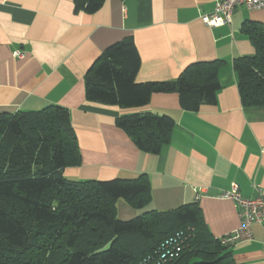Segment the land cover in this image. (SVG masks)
I'll return each mask as SVG.
<instances>
[{"label": "crops", "instance_id": "crops-1", "mask_svg": "<svg viewBox=\"0 0 264 264\" xmlns=\"http://www.w3.org/2000/svg\"><path fill=\"white\" fill-rule=\"evenodd\" d=\"M217 0H106L95 14L74 0H0V113L60 106L70 113L82 163L63 170L77 181L130 180L145 175L152 198L137 210L117 201V217L128 221L147 211L172 212L196 203L204 225L220 238L240 227V208L221 198L232 184L245 198L264 191V106L244 107L234 62L254 56L243 31L264 25V9L237 7L229 25L202 20ZM132 37L141 58L138 83L169 82L197 62L218 61L217 103L197 112L182 108L179 94L155 93L140 108L92 102L86 76L110 45ZM21 50L24 58H16ZM174 119L171 140L158 154L141 151L116 120L133 113ZM264 225L253 240L228 246L237 264H264Z\"/></svg>", "mask_w": 264, "mask_h": 264}, {"label": "trees", "instance_id": "trees-1", "mask_svg": "<svg viewBox=\"0 0 264 264\" xmlns=\"http://www.w3.org/2000/svg\"><path fill=\"white\" fill-rule=\"evenodd\" d=\"M106 0H74L97 13ZM256 48L234 70L244 107L264 106V25L246 22ZM141 58L132 37L107 47L89 69L92 102L124 108L146 106L155 93H177L183 109L197 112L217 103L218 61L197 62L169 82L136 81ZM116 125L143 152L158 154L171 140L173 118L153 113L123 115ZM82 163L70 113L60 106L0 113V264H141L177 232L188 237L180 258L169 264H237L228 246L204 225L198 204L172 212L155 210L123 221L117 201L137 210L152 198L145 175L136 179L72 181L63 170Z\"/></svg>", "mask_w": 264, "mask_h": 264}, {"label": "built area", "instance_id": "built-area-1", "mask_svg": "<svg viewBox=\"0 0 264 264\" xmlns=\"http://www.w3.org/2000/svg\"><path fill=\"white\" fill-rule=\"evenodd\" d=\"M245 6L248 10L264 9V0H217L211 14L202 17L205 25L211 28L223 27L231 24L232 16L237 7ZM16 58H24L21 50L14 52ZM255 196L245 198L242 196L237 184H232L229 190L223 191L221 198L236 202L240 208L241 224L238 229L218 238L222 245L230 246L239 242L253 240V226L264 225V191L260 185L254 184ZM188 237L184 232L165 239L154 255L143 260L141 264H169L180 258ZM264 241V240H263Z\"/></svg>", "mask_w": 264, "mask_h": 264}, {"label": "rangeland", "instance_id": "rangeland-1", "mask_svg": "<svg viewBox=\"0 0 264 264\" xmlns=\"http://www.w3.org/2000/svg\"><path fill=\"white\" fill-rule=\"evenodd\" d=\"M118 219H119V217H118Z\"/></svg>", "mask_w": 264, "mask_h": 264}]
</instances>
